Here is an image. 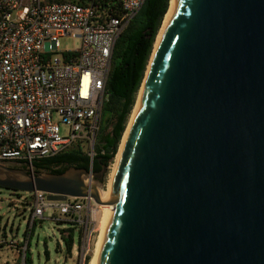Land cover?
<instances>
[{"label":"water","instance_id":"95a60500","mask_svg":"<svg viewBox=\"0 0 264 264\" xmlns=\"http://www.w3.org/2000/svg\"><path fill=\"white\" fill-rule=\"evenodd\" d=\"M155 48L110 200L77 168L0 188L112 205L99 264H264V0H175Z\"/></svg>","mask_w":264,"mask_h":264},{"label":"built area","instance_id":"2783aa9c","mask_svg":"<svg viewBox=\"0 0 264 264\" xmlns=\"http://www.w3.org/2000/svg\"><path fill=\"white\" fill-rule=\"evenodd\" d=\"M145 1L0 0V165L34 172L35 161L75 142L94 156L115 45ZM64 37L79 39L81 47L62 49ZM86 181H95L92 171ZM28 198L29 237L0 235V248L16 250L18 264H27L31 231L52 210V218L59 220L58 213L82 231L86 264L101 206L84 198L52 201L42 191L19 200Z\"/></svg>","mask_w":264,"mask_h":264},{"label":"trees","instance_id":"16d2710c","mask_svg":"<svg viewBox=\"0 0 264 264\" xmlns=\"http://www.w3.org/2000/svg\"><path fill=\"white\" fill-rule=\"evenodd\" d=\"M171 4L172 0H146L140 11L119 37L114 49L111 73L107 83L108 100L103 107L94 156H91L90 150L85 144L75 142L55 156L35 161L33 164L35 173L64 174L71 168H77L100 174L104 168L108 170L114 163ZM110 128L111 132H108ZM0 190L4 189L0 188ZM11 192L18 199L24 194L23 191ZM13 204L14 202H11V205ZM23 205L30 206L31 199L28 198L23 202ZM57 221L58 224H69L60 232L66 256L70 258L73 255L75 246L81 244L83 233L71 223ZM1 232L0 228V234ZM29 232L28 229L24 238L29 237ZM2 236H7L5 229ZM32 236L33 230L31 231L30 241ZM30 241L27 248V264H32ZM61 250L62 246L58 243V251ZM46 254L48 255V251H46ZM90 260L91 257L89 256L86 264H90Z\"/></svg>","mask_w":264,"mask_h":264},{"label":"rangeland","instance_id":"374dc122","mask_svg":"<svg viewBox=\"0 0 264 264\" xmlns=\"http://www.w3.org/2000/svg\"><path fill=\"white\" fill-rule=\"evenodd\" d=\"M164 23L162 25L161 32L163 30ZM60 43L62 49L64 50H76L81 47V41L73 37L61 38ZM140 95L141 92L139 93L135 109L137 108ZM135 109L133 111L131 118L135 113ZM130 123H131V119L129 121L127 130L130 126ZM62 132H64V130H62ZM125 134L122 143L120 145L119 151L123 144ZM112 165L108 168V171L104 176L103 181H98L96 179L94 181V183H97L101 193L106 192L109 189L110 176L113 167ZM9 166L20 169H26L24 167L16 166V165H9ZM11 202H14V204L11 205ZM52 214H53L52 210L48 211V213L46 214V218L43 221H38L33 229V236L30 241V257L32 259V264H81L82 241L81 244H77L75 246L72 257L70 258L67 257L60 230L65 227H68L67 225L69 224L67 225L58 224L59 222L54 218H52ZM104 214H105V208H103V205H101V207L97 210L95 241H94L92 253L90 254L91 257L90 264H92L95 254L98 251V246L103 228ZM57 215L59 217L58 219L62 220V217H60L61 215H59L58 213ZM29 216H30L29 207L24 206L21 200H19L17 197L12 195L11 191L5 189L0 190V217H1L0 228L2 232L5 229L7 236L9 238H15L17 240L23 241L25 232L29 228ZM2 232L0 235H2ZM58 243H60L62 246L61 251H58ZM46 251H48V255L46 254ZM18 256L19 254L16 250H11L8 248H0V264H17ZM21 262H23L22 259Z\"/></svg>","mask_w":264,"mask_h":264},{"label":"bare ground","instance_id":"6f19581e","mask_svg":"<svg viewBox=\"0 0 264 264\" xmlns=\"http://www.w3.org/2000/svg\"><path fill=\"white\" fill-rule=\"evenodd\" d=\"M174 2H175V0H172V5H171L170 10L168 12V15L166 17L163 30H164L165 25L167 23V20H168V17L170 15V12H171V9L173 7ZM163 30L161 32V35H160L155 47L158 46L159 41L161 40ZM145 82L146 81H144V83H143V88L145 86ZM143 88H142V91H143ZM142 91H141V94H142ZM140 98H141V95L139 97V102H140ZM139 102H138L137 108L135 109V113H134L133 117L131 118V123H130V126H129L126 134H125V138H124L123 144L121 146V149H120V151H119V153H118V155H117V157L115 159L114 164L112 165L113 167H112V172H111V176H110L109 189H108V191L101 193V198H102L103 201H108V200H110L112 198V191H113V187H114V182H115V178H116V173H117L119 161H120V159H121V157H122V155L124 153V150H125V147H126V144H127V140H128V136H129V133H130V130H131V126H132L135 114H136L138 106H139ZM103 208H105V214H104V217H103L102 234H101V238H100V242H99V246H98V251L95 254V257H94V259L92 261V264H99L100 263L101 252H102V248H103V244H104V239H105V235H106V232H107V228H108V225H109L110 216H111V213H112V210H113V206L112 205H104Z\"/></svg>","mask_w":264,"mask_h":264},{"label":"flooded vegetation","instance_id":"af4514ba","mask_svg":"<svg viewBox=\"0 0 264 264\" xmlns=\"http://www.w3.org/2000/svg\"><path fill=\"white\" fill-rule=\"evenodd\" d=\"M7 166V165H6ZM8 167H10V168H14L15 169V167H11V166H8ZM17 169V168H16Z\"/></svg>","mask_w":264,"mask_h":264},{"label":"crops","instance_id":"0c3cea01","mask_svg":"<svg viewBox=\"0 0 264 264\" xmlns=\"http://www.w3.org/2000/svg\"><path fill=\"white\" fill-rule=\"evenodd\" d=\"M18 263H19V262H18ZM18 263H17V264H18Z\"/></svg>","mask_w":264,"mask_h":264}]
</instances>
